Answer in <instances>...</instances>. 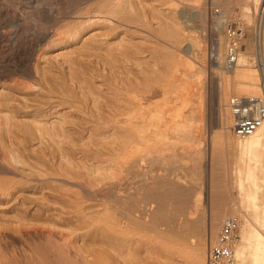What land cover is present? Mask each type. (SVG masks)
Here are the masks:
<instances>
[{"label":"bare ground","instance_id":"6f19581e","mask_svg":"<svg viewBox=\"0 0 264 264\" xmlns=\"http://www.w3.org/2000/svg\"><path fill=\"white\" fill-rule=\"evenodd\" d=\"M136 1H137V3L138 2L140 3L142 0H135V2ZM153 1H155V0H153ZM194 1H196V0H194ZM206 1H204L202 4H204ZM231 1H233V0H225V2H224V5L226 6L227 9H229V11L231 10V8H230ZM143 2H145V1H143ZM217 2H218V0H217ZM234 2H236V1H234ZM234 2H232V3H234ZM147 3L148 2H146V5L150 4V3L149 4H147ZM170 3H172V2H169V4ZM220 3H222V2H220ZM167 4H168V2H167ZM191 4H190L189 8H187V10L189 9L188 12H185V9L182 8L183 9L182 12L187 13V15H189V17H191V15H193L192 12L194 10L193 6ZM251 4L252 5L254 4V7L250 6ZM251 4H248V3L243 4L242 15L244 17H246L247 21H249V22L252 21L254 23L255 18H254L253 14H259L262 12L264 15V0H253V2H251ZM80 5L83 6V4H80ZM170 6L171 5H169V7ZM173 6L176 7V5H173ZM78 7H81V6H78ZM148 7L149 6H147V8ZM175 7H173V8L171 7V9H175ZM201 7H203V6L201 5ZM201 7H200V11L199 12L197 11V12L199 13V16L201 18L206 17L207 13H208L207 8H206L207 6L203 7V9H201ZM157 8H159V7H157ZM140 9L143 13L142 15L137 14V12L134 8L133 1H131V0H98L97 4H94V6H92L90 8L88 6V8L86 10H84L81 15L79 14V15H77V17L75 16L76 18H75V20L71 21L72 23L69 24L70 26H68V28L65 27V28H67L65 33L68 35V39L73 38L75 40L77 38H81L82 40H84L83 42H85V43L86 42L88 43L89 41H95V40L96 41L101 40V43H103L104 41H102V40L108 41V40L112 39L113 41H115V43L118 42L119 43L118 45H120V43L128 42L127 40H133V39L134 40L135 39L136 40L141 39L142 42L152 40L153 38L158 39L160 36L159 30L154 28V26L152 24L153 23L152 20H154V21L157 20L158 23L156 22V24H159V22H160L161 26L164 25V20L161 19L163 22L158 20V17L160 15H158V16H156V15L159 13H157L155 15V11L152 9H151V12L146 10L145 8L143 10H142V8H140ZM61 10H63V9H61ZM215 10L216 9L212 10V14L215 17V19L213 18L214 22L217 25H221L224 22H226L228 19L227 14H225V13L217 14L216 12H218V11H215ZM78 12H80V11H78ZM78 12H77V14H78ZM174 12H176V11H174ZM174 12L172 11V13H174ZM179 12H180V10H179ZM182 12L180 14H182ZM62 15H64L63 12H62V14L60 13V15H59L60 17L59 16L58 17L61 18ZM176 15H177V13H176ZM168 19H170V18H168ZM194 19H196V18L194 17ZM209 19H211V18H209ZM57 20H60V19H57ZM188 20H192V18H190ZM65 23L68 25L67 21H65ZM215 23H213V24H215ZM255 23H256V20H255ZM262 23H264V21ZM64 24H63V26H64ZM184 24L185 25L187 24L186 21L184 22ZM239 25H241L243 27L242 23H239ZM159 26L160 25H158V27ZM177 26H178V24H177ZM177 26H173V27H175V29H178L179 27L181 28V26H178V27ZM61 27H62V25H61ZM190 27L192 28V26H190ZM65 28H63V29H65ZM89 28H93L92 31L89 32V34H88L87 33L89 31L88 30L86 32L87 35L85 37H83V35H81V30L85 31ZM166 28H168V27H166ZM187 28H188V26H187ZM173 29L170 30V33L168 35L173 38L172 41L174 40L175 44L180 45V41H182V39L184 41L185 37L182 38V36H181L182 34H180V32H179L180 30L178 31V30H175V29L173 30ZM193 29H194L193 31H195V27ZM181 30H184V29L181 28ZM63 31L64 30H62L61 32H63ZM193 31L191 32V30H190L191 33H193ZM263 31H264V25H261V26L258 25L257 26V41H258L259 50H258V54L256 56H254V59H255V63H256L255 67H257L256 69L258 71V76H259V87L261 90V92L259 94L262 93V87L260 84V82H261V71H264V62H263V55H262V50H261V47L263 44ZM59 32H58V34L56 33L58 35V37L55 36L57 38H53L54 40H52V42H51L52 44L54 42H58V43L62 42V40H64L63 38L66 37V36H64L65 33H64V35H62L60 37V35L62 33L60 32L61 34L59 35ZM164 33H165V30H164ZM167 33H168V30H167ZM182 33H185V32H182ZM162 35H161L162 36L161 39H164L163 38L164 34L162 33ZM48 37H50V36H48ZM166 38H169V37H166ZM166 38H165V40H166ZM214 38H212L213 41H211L214 44L212 47L213 50H212V53L209 54V56L211 55L210 58L209 57L208 58L210 59L209 61H211V64H212V66H211L212 67L211 68L212 69V79H213L212 81H214L217 84H220V86H222L220 93L218 92L219 90L217 91L219 93L217 95H220V99H221V98H223V96L225 98L227 91H228L227 88L232 87L233 84L235 85V81L232 80L231 77L226 75L227 72L235 71L236 75H237L236 80H238V77H241L242 75H244L245 68H247V66H250L251 63H253L252 62L253 55L245 54L244 51H242V50L239 51V58H238L237 67H235L234 69H231V70H226L224 65H223V60L225 58L226 50H224V48H223L225 46H223V40L221 38V34L219 35V37H217L218 39H216V38L214 39ZM191 39H192V37H191ZM226 40H227V37H226ZM106 41H105V43H106ZM158 41L159 40H157L156 42H158ZM98 42H100V41H98ZM145 42H144V44H145ZM185 42H187V41H185ZM196 42H197V38H196ZM105 43H103V44H105ZM107 43L111 44L110 41ZM162 43H164V42H162ZM171 44H172V42H171ZM171 44H169V45H171ZM183 44H185V43H183ZM74 45H75V43H74ZM80 45H78L79 48L84 49V47L82 48V47H80ZM179 45H178V48H179ZM190 45H191V43H190ZM195 45H196L195 47H193V46L192 47L195 48L196 55L201 57V58H205L207 53H209L207 51L208 50L207 46H206L207 44L195 43ZM86 46H87V44H86ZM90 46H92V44H90ZM226 46H227V42H226ZM68 47L69 46H63V47L56 49L55 51L53 50L52 53L50 52L51 58L55 59V58H59L60 56L62 58L63 56L68 55V53L70 54L69 51H71V50L68 49ZM127 47L128 46H126V49L122 50V51H120L119 49H118V51L116 49L114 50L115 54L117 52H118L117 54H119L121 52L119 56L114 57V55H113V57L110 58V60H108L105 57V61H109V62H107L109 64V67L110 68L112 67L113 71L119 70V72L121 74L125 75V73H122L123 72L122 70H121L122 72L120 71L121 66H123L122 64L126 63V62L130 63L131 60H133V64L132 63L131 64L134 66H130V67H128L127 65L125 66L127 68L126 73H127V71L130 73V71L133 70V67L136 68L137 72L140 75H141V73H145V74L148 73L151 70V68L149 66H147L148 65L147 61H144V60L142 61L141 60L142 57H138L139 53L136 54L134 57L130 56V54L132 55V53L129 54L127 52L128 51ZM129 47H131V46H129ZM174 47H176V46H174ZM74 48H76V47H74ZM79 48H77V49H79ZM98 48H99V46L97 47V49ZM103 48L104 47L101 48L102 51L105 50V49L103 50ZM135 48H136V45H135ZM135 48L133 50H135ZM147 49H149V48H147ZM175 49L177 50V48H175ZM91 50L94 52L95 48L91 49ZM151 50L155 51V50H153V48H151ZM171 50H173L171 52L176 51V50H174V48L172 49V47H171ZM83 51H86V50L84 49ZM88 51L90 52V50L87 48L86 52H88ZM112 51L113 50L111 49L110 52H112ZM177 51H179V50H177ZM81 52H82V50H81ZM86 52H85V54H86ZM167 52L169 53V51H167ZM95 53L98 54L97 52H95ZM104 53H105V51H104ZM83 54H84V52H83ZM108 54H109V56H111L110 54H112V53H108ZM169 54H171V53H169ZM174 55H175V53H174ZM45 56H46V54H45ZM92 56L96 57L94 54ZM92 56H90V57H92ZM109 56H108V58H109ZM170 56L172 58L173 55H170ZM170 56H168V57H170ZM183 56H185V55H183ZM183 56L179 55V53H178L176 55L177 59H176V57L172 59L173 61H176L179 59L176 62L177 64L175 63V65L181 64L180 65V67H181L182 65L186 66L189 64V62L187 61L189 59H187V60L183 59L186 57V56L185 57H183ZM96 58H98V57H96ZM201 58H200V60H201ZM180 60H181V62H180ZM65 62H68V61L65 59ZM74 63H73V61L71 62L72 65H74ZM100 63H102V60L100 61ZM249 63H250V65H249ZM102 64H101V66H102ZM120 64H121V66H120ZM172 65H174V64H172ZM208 65H210V64H208ZM66 66L68 67V65H66ZM67 67H66V69H68ZM88 67L90 68V66H88ZM109 67H107V68H109ZM125 67H124V69H125ZM148 67L150 68L149 71H147ZM175 67L179 68V66H175ZM69 68H70V66H69ZM178 68H174V69H176V71L180 70ZM71 69H72V66H71ZM71 69H70V71H71ZM73 69H72L71 73H73L75 71ZM112 69H110L111 70L110 72H112ZM96 70H97V68H96ZM182 70H184V69H182ZM30 71H32V70H30ZM76 71H78V70H76ZM69 73H67V75ZM114 73H116V72H114ZM129 73H128V75H129ZM30 74H33V73L30 72ZM76 74L77 73H75V75ZM91 74L89 75L90 77H91ZM176 74L174 72L173 77L176 79L172 81L175 84L174 87H177L174 89V91L176 90V94L180 93L181 96L179 95V97H182V98H181V104L174 109L170 108V107H172V105L171 106L168 105V103L171 104L172 102L171 103L165 102V100H164V102H165L166 106H168L169 110H168V108L166 109V107H164L165 106L164 103H163L164 105H162V104L159 105L160 102H159L158 106H156L155 108L152 105H148L149 100H151L153 97H152V95L150 96L151 91L148 93L149 95L139 92L138 86H139L140 80L137 81V80H135V78L132 79L131 77L124 80V79H121V77L119 78V77H116V75L112 74V76L114 75V77H113L114 80L112 79L113 81H110L108 79H105V83H104L106 85L105 94L101 95V97H99V99H98V96H95L96 91L93 93V90L90 91L91 96H92V93L94 94L93 97L91 98L92 100L89 98L91 96H85V95H84L85 99L83 98V96H82L83 99H77L76 98L75 105H72V107H74V109L77 110L79 113L80 112L82 113L81 114L82 120H78V119L73 120L75 117L71 118V117H69V115H67L68 118H71L72 120H64V118H65L64 117L62 120H60V118H57L59 120L50 121L49 119L44 120L45 118L43 117L44 116V114H43V116H41V118L43 117V120L41 119V120L30 121L27 119L25 120V118H24V120L18 119L20 121V122L17 121L18 123H16V122L13 123V122H11V120H9L10 119L9 115H6L7 112L4 114V115H6L5 116L6 124H5V122H3L5 124L4 125L5 128H3V129L5 130L6 133H8V132L10 133L12 131L11 130L12 125H15V126L17 125V127H18V125L19 126L22 125L23 129L27 128L30 131L29 134H31V137L35 136L36 140L39 139V141H40V144L38 143V146L39 145L40 146L38 147L39 151L37 153L39 155H37V157L34 158L33 161H31L33 158L31 160L25 159L24 155H22L16 148H12L11 146L9 147V149L7 151H5V152H7L6 158H9L10 160L16 161V163L17 162L22 163L23 169L21 170V172L19 171L20 168H19V170H17V168L10 166L9 163L7 165V162L4 163V162H1V160H0V173H2V175L12 174L14 176H19L18 177L19 179L18 180L14 179L11 182V184H8V185L6 184L5 186H1V184H0V202H1L0 203V232L2 230L7 229V230L3 231V233L7 234V236L9 235L11 237H16V234L22 233L21 234L22 236L24 235V236L28 237L29 239H31L32 243L30 246H28L30 254L26 255V257L29 256V264H39V259H40L39 254H41L39 252L41 250H40V244L38 242V237L40 238V236H42V237L46 236V238H47L46 239L47 243L45 244V249L48 252H46L45 255L43 254V257H45L46 260H48L49 264H100L101 262L97 259L98 256L96 257V255H95L96 253L93 252V250L86 249L87 245L90 247V245H94V244L96 245L97 244V246L101 247V245H98V244L101 243L103 246H105L107 244H103V243H108V245H110V246L112 245L113 247L115 245L116 248L119 247V248L131 249V248H133L136 241L139 240V239L137 240L136 235L137 234L139 235L142 232L141 229H139V231L136 230V229H138V227L142 226L145 229H148V228L152 229L153 228L156 230H157V228L160 230L163 229L162 228V219L161 218L158 219V216H157V214H160V213H157L158 211H160L159 210L160 207L158 209H156L153 205H151L152 203H150V205L152 207H154L153 209L151 207V209L153 211L150 212L149 211L150 206L148 207L149 203L145 202L146 204L143 203V205L138 204L137 208H140L139 209L140 214H136L135 210H131L129 207H126V200L127 199L118 201L119 199H122V198L114 197V195L112 193L109 194V192H113L115 190V188L113 190V187H111L110 184H109V186H110L109 191L105 190L103 188V186H102V188H99V187L97 188L99 183L106 184L107 178L109 180V178H113L111 176H113L115 174V173L113 174V172L109 171V172H111V174H113V175H109L110 176L109 177L107 174H105L106 173L105 170H107V173H109L108 170L114 171L116 169V167H119V168H122V170L124 168L127 169V171L129 172L127 174H130L131 172L132 173H134V172L139 173L140 172L142 175H145V169H144V171L141 170V169H143V167L141 166V164H139V163H141L140 160L143 161V160L147 159L148 162H150V163H159L160 165L165 166L164 164L168 163V161H170V159L178 158V160H180V162L182 163L183 166H191L194 169V174H195L193 176L194 180L199 182L202 179V177H201V169L202 168L201 167H202L203 160H201V154H202L203 150L198 149L196 153L191 154V156H189V157L187 155H184V154L181 155V154L176 152V148L179 145L186 147L185 143H187V145H188L189 141L197 135L194 131V128H193V126H194L193 121H195V119H193V121H192L191 117H189V118L186 117V119L183 118V115H182L183 113L181 114V111H182V108H184L186 105L190 104L191 102H195V99L192 97L193 95L197 96V99L201 100V98H202L200 96L201 91L198 90L199 85L197 88H196L197 85H195V88H196L195 89L194 88V82L188 81L186 79V78L192 79L194 73L188 74V73H185L183 71L182 74L179 73L181 75H179V74L176 75ZM195 74H197V73L195 72ZM109 75H110V73H109ZM124 75H123V78L128 76V75L127 76H124ZM131 75H133V74H131ZM178 75H179V77H178ZM71 76H72V74H71ZM184 76H186L185 79H183ZM197 76H198V74H197ZM26 77H28V76H26ZM42 77H43V75H42ZM64 77L62 78V80H60L61 79L60 76L58 78L60 81L63 82ZM87 77H88V75H87ZM38 78H39V75H38ZM83 78H84V74H83L82 79ZM92 78L93 77H91L90 79H92ZM117 78H119L120 80H117ZM71 79H70V81H73V79H77V78L73 77ZM197 79H199V78H197ZM197 79H196V81H197ZM35 80H38V79H35ZM70 81L68 83H70ZM83 81H86V80L83 79ZM83 81H82V83L84 84L85 82H83ZM119 82H122V84ZM198 82L199 81H197V83ZM236 82L239 83V81H236ZM37 83H38V81H37ZM63 83H65V81ZM68 83H67V85H68ZM78 83L81 84V81L80 82L78 81ZM78 83H77V87L79 86ZM86 83H91V82L86 81ZM201 83H202V81H201ZM216 83H214V85H216ZM32 84H31V86L29 84V86L32 87L33 86ZM54 84H55V82H54ZM95 84H93V85H95ZM3 85H4V83H3ZM56 85H59V84H56ZM88 85H86V86L88 87V91H89L91 89V86L89 88ZM22 86L24 87L25 85L23 84ZM40 86H42V85H38V87H40ZM98 86H99V84H98ZM98 86L95 88L99 89ZM30 87H28V88H30ZM43 87L44 86H42V88H40V89H43ZM52 87H51V89H53ZM73 87H74V85H73ZM100 87H101V85H100ZM81 88L82 87L80 86V89ZM84 88L85 87H83L82 89H84ZM55 89H56V87H55ZM188 89H191V91H187ZM216 89H217V85H216ZM44 90H45V88H44ZM88 91H86V92H88ZM62 92H64V91L62 90ZM81 92L84 93L83 90H81L80 93ZM169 92H171V91L169 90ZM80 93H78L79 96L83 95L82 93L81 94ZM68 94H72V93L70 92ZM88 94H89V92H88ZM176 94H174V96ZM58 95H59V93H58ZM64 95L66 96V93ZM254 95H256V94H254ZM59 96H62V95L60 94ZM163 96H165V95H163ZM163 96H161V97H163ZM168 97H170V95H168ZM100 98H102V101L100 100ZM55 99H57V98L55 97ZM60 99L62 100V98H60ZM67 99H68V102H70L68 97H67ZM90 100H91V102H90ZM178 102L180 103V101H177V103ZM73 103H74V101H73ZM153 103H154V101H153ZM195 103L197 104V102H195ZM40 105H42V104H40ZM173 105L176 106V103H174ZM42 106H44V105H42ZM57 106H59V105H57ZM62 106H64V105H62ZM225 106H226L225 107L226 111H222L221 109L219 110L220 115H219L218 120L216 121L218 125H215V126L220 127L219 130L216 131L217 133H220V135L222 134V135H224V137L228 138L229 135L231 134V132L234 133V130L232 128L233 118L231 115V110L227 106V102H226ZM151 107H153V108H151ZM200 107H201L200 101H198L197 105L192 106V111H195L197 114V111L200 109ZM222 107H223V105H222ZM45 109H47V107ZM55 109H56V107H55ZM36 110H38V112H39L42 109L39 108V105H38V108ZM59 110H61V109H59ZM33 111L36 112L35 110H33ZM1 112H2V110H1ZM29 112H31V111H29ZM61 115H63V114H61ZM30 116H28V117H30ZM168 116L171 117V118H169L170 121L168 120ZM199 116H202V115L200 114ZM48 117H49V115H48ZM54 117H56V116H54ZM52 118H53V116H52ZM36 119H38V118H36ZM197 122L199 123V121H197ZM200 122L202 123V121H200ZM30 125L33 127V130L31 129ZM196 126L198 127V125H196ZM22 128H21V130H23ZM21 130H19V131H21ZM28 130H27V132H28ZM31 130L34 132V134ZM169 131H171L173 134H176V135L181 134L183 136H180L177 141L166 140V138H168V136H169ZM119 133H120V136L124 135L123 138L126 136L127 139L124 138L122 140V138H120L123 142L121 140L117 139ZM29 134H28V136H30ZM4 135L7 136L6 137V140H7L8 135L7 134H4ZM16 135H18V134L16 133ZM199 135H200V132H199ZM113 136H117V137H113ZM111 137H113V138H111ZM236 137L239 138L237 140V145L239 147V149H238L239 153H241V154H239V156H238L239 159H238V161H236V164H238L237 169H236L237 175L233 180L237 182V186L239 188V195L242 196L243 199L240 201L241 204H239L238 207L234 206L232 208L229 205H226L224 203V201L223 202L222 201H216V200L214 202L211 201L212 205L211 204L209 205L210 212H209V210H208V212H209V214L212 215V217H211L212 219H210V221H209V217H208V222H206L207 224H209L208 225L209 226L208 237L209 238L212 237L210 240H214L216 238L215 237L213 239V237L217 231L218 225H219V219H221V217H224V215L226 213L236 214L239 211L240 212L246 211L245 214H247V211L249 210V212L254 214L253 218H251L249 216L246 217L245 214L241 213L242 216H241V219H239V228H238L239 240L236 242L235 247H234L235 253H236V256L238 259V264H264V232H262L261 229L256 225L257 224L256 222H258L259 225L264 227V123L252 135L245 136V137H240V136L236 135ZM31 141H33V140H31ZM227 142L229 144L235 146V143L229 142L228 139H227ZM8 144H10V143L8 142ZM11 144H12V142H11ZM16 144H19V143H16ZM4 145H6L5 141L2 145V147ZM20 145H21V143H20ZM6 147H7V145H6ZM29 147H30V145H29ZM4 149L6 150V148H4ZM32 149H30V150H32ZM209 149H211V148H209ZM205 150H207V148ZM214 150H215V148H214ZM2 151H3V149H2ZM213 159L214 158H212V160ZM2 161H3V159H2ZM142 164H143V162H142ZM17 165H19V163H17ZM139 165L142 168H139L140 167ZM215 165L216 164L212 163V166H213L212 173L213 174H212L211 180H212L213 184L221 182V180H225V178L220 177V174L218 173V169L215 168ZM18 167H20V166H18ZM89 167H95V168H98L101 170L103 168V171L100 174V173H98V170H94V171H97V173L96 172L93 173L94 171L92 169L90 172L93 171L92 173L94 175H91V174L87 175V173H85V172H87ZM144 167H146V165ZM158 167H160V166H158ZM216 167H218V166H216ZM119 171H120V169H119ZM187 171H185V172H187ZM115 172H117L119 174L118 170ZM222 173L223 172H221V174ZM120 175H121V173H120ZM120 175H119V178H121ZM151 175H150V177L149 176L144 177L146 182L149 183V181H151V180H149L153 176V175L152 176ZM114 176H116V175H114ZM130 176H132V174L129 175V177ZM135 177H136V175H135ZM124 178L126 179V177H124ZM159 178H163V177H161V174H160ZM221 178H223V179H221ZM114 179H116V178L114 177ZM157 179H158V177H157ZM123 181L124 180H122L121 182H123ZM126 181H124V182H126ZM165 181H167V180H164V182ZM116 183L118 184L120 182H116ZM93 184H95V186L97 185L96 188L94 187ZM145 184H147V183H145ZM223 184H224V182H223ZM106 185H107V187H105V188H108V184H106ZM111 185H113L112 182H111ZM127 185H128V181H127ZM141 185H142V183H141ZM167 185H168V183H167ZM214 185H216V184H214ZM118 186H119V184H118ZM170 186H167V187H170ZM217 186L220 187L219 185H217ZM221 186H222V184H221ZM121 187L122 186L120 183V188ZM129 187H127V188H129ZM142 187L143 186H141V188ZM157 187L158 186H156V187L155 186H147V188H149L151 191L154 192V194H152V195L156 194L154 190L157 189ZM212 187H211V190H212ZM27 188H30V189L32 188L34 190H40V195L35 196L37 194L34 193L35 194L34 196H29V195L25 196V195L20 193V192H24ZM152 188H155V189H152ZM220 189L221 188H219V190ZM129 190H130V188H129ZM129 190L127 192H129ZM121 191H123V190H121ZM141 191L143 193L144 189H141ZM145 191H146V189H145ZM168 191H169V188H168ZM213 192H215V191L213 190L212 193ZM219 192H221V191H218V194H219ZM199 193L200 194H198V197L200 199L201 198V191ZM31 194L33 195V193H31ZM121 194L124 195V194H126V192L124 194L123 193H121ZM147 194L148 193H146V195ZM106 195L108 196V198L106 200H103L104 198H106ZM143 195H144V193H143ZM143 195H141V196H143ZM159 195H160V193H158L154 197L153 196L152 197L155 199V197H157ZM129 196L133 197L134 195L131 194ZM134 198H136V197H134ZM153 198H152V202H153ZM156 199H158V198H156ZM156 199L154 201H156ZM104 201L107 202V205L102 207V205L104 204ZM159 201H160V199H159ZM225 202H227V201H225ZM2 203H5V204L3 205ZM179 203H181V202H179ZM130 204H131V202H130ZM182 204L184 205L185 203H182ZM182 204H180V205H182ZM199 205H200L199 201L196 202L194 209L189 210V212L192 211L191 212L192 214L197 212ZM240 205H243L244 207H248V208L245 209V208L241 207V210H240L239 209ZM157 206H160V204L158 205V202H157ZM178 208H179V206H178ZM180 208H181V206H180ZM184 208H185V206H184ZM32 209H33V211H32ZM155 210H157V212ZM114 211H116V213H113ZM10 212H12V213H10ZM110 212H112V215L110 214ZM162 217H164V216H162ZM169 219H171V218H169ZM38 221H44V223H46V226H40ZM170 223H172V222H170ZM187 224H189V223H187ZM178 225H180V223ZM182 225H181V227H182ZM198 225H200V224H198ZM201 225H203V224H201ZM221 225H220V227H221ZM192 227H194V226H192ZM198 227H200V226H198ZM10 228H13L16 231H19L20 233L14 232L11 234L8 231V229L10 230ZM169 228H171V226ZM182 228H180V230ZM195 228H196V226H195ZM204 228H205V226H204ZM189 229H191V226ZM146 231L148 233L149 232L151 233L152 230L151 231L146 230ZM143 232H144V229H143ZM161 232L162 231H160V232L158 231V233L160 235H162V237H159L156 239L160 240V238H162V241H163V239H165V237H163L164 234H162ZM167 232H169V231H167ZM167 232H164V233L167 234ZM148 233H147V235H148ZM155 233H156V231H155ZM4 234H3V236H4ZM205 234H207V232ZM17 237H19V236H17ZM17 237L15 238V241L18 240ZM192 237L195 238L193 235H192ZM107 238H108V240H106ZM140 238L143 239L144 237L143 238L140 237ZM197 238H199V237H197ZM203 238H204V236L202 238H199V239L201 240ZM0 239H1V237H0ZM145 239L146 238H144V240ZM2 240H3V238H2ZM165 240H167V238ZM210 240H208V241H210ZM110 241H112V243ZM202 241H204V239ZM149 242L152 243L151 241H149ZM163 242H162V245H163ZM41 243H43V242H41ZM203 244H205V242ZM203 244H201V247ZM42 246L44 247V244H42ZM28 247H25V248L28 249ZM160 247H161V244H160ZM194 247H195V249L197 248L196 246H194ZM194 247L193 248L191 247V248L194 249ZM203 247H205V246H203ZM20 248H22V247H20ZM110 248L111 247H109V249ZM116 248H114L115 254L117 253ZM187 248H188V250H187V252H188L190 247H187ZM191 248H190V250H191ZM134 249L136 250L137 248L134 247ZM199 249H200V252L196 253V250H199ZM196 250L194 251L195 253L193 252V254L196 255V256H194V258L198 259L201 264H206V262H205L206 261L205 260V258H206L205 248H203L201 250V248L198 247V249H196ZM23 251H24V249L22 250V252ZM49 251H52V253L50 252L51 254H49ZM101 251H103V250H100V252ZM111 251L114 252V250H109V252H111ZM123 251H125V250H123ZM126 251H127V249H126ZM129 252H131V250ZM112 254L114 256V253H112ZM119 254H121V253H119ZM122 254H124V253H122ZM102 255H104V254H102ZM117 255H118V253H117ZM104 256H106V255H104ZM12 257H14V256H12ZM16 258H17V256H16ZM117 258L119 259V257H117ZM121 258H122L121 263L125 264L126 262H123L124 261L123 257H121ZM128 259H130L129 260L130 262H128V264H129V263H131L132 260L130 257ZM128 259H126V260H128ZM10 260H11V258H10ZM3 261H1L0 264H4ZM7 262H8V260H7ZM109 262H110V260H109ZM111 263H112V261H111ZM114 263L115 262H113V264ZM42 264H44V263H42ZM46 264H48V263H46ZM104 264H106V263H104Z\"/></svg>","mask_w":264,"mask_h":264},{"label":"rangeland","instance_id":"374dc122","mask_svg":"<svg viewBox=\"0 0 264 264\" xmlns=\"http://www.w3.org/2000/svg\"><path fill=\"white\" fill-rule=\"evenodd\" d=\"M96 1L98 2V0H0V140L2 139L1 140L2 142L0 141V145H1L0 146L1 147L0 148V152L1 153L3 152L2 154L0 153V158H1L0 160H1V162H4V163L7 162V165L9 163L10 166H13L14 168H17V170H19V168H20L19 171L21 172V170L23 169L22 163L17 162V163H19V165H17L16 161H13V160H10L9 158H6V155H7L6 153L7 152H5V151H7L10 146L12 148H16L22 155L25 156V159L31 160L33 158L31 161H33L34 158H36L37 155H39L37 153L39 151L38 147L40 145L38 146V143L40 144V141H39V139L36 140L34 135H33L34 137H31V134H29L30 131L27 128L23 129L22 125L21 126L18 125V127H17V125L16 126L12 125V127H11L12 131L10 133L9 132L8 133L5 132V130L3 128H5L4 125L6 124V119H5L6 115H9V117H10L9 120H11V122H13V123H15V122L18 123V122H20L19 120H24V118H25V120L27 119V120H30V121H32V120H41V119L43 120V117L45 118L44 120H48L49 119L50 121L59 120L57 118H60V120H62L64 117H65L64 120H72L71 119L72 117H75L73 120H77V119L78 120H82L81 119V114L82 113L81 112L79 113L77 110L74 109V107H72V105H75L76 98L77 99H83L85 96H91V94H90L91 92L90 91L93 90V93L96 91L95 96H98V99H99V97H101V95L105 94V88H106V85L104 84L105 83V79L113 81L114 80L113 79L114 75H116V77H119V78L121 77V79H124V80L128 79L129 77H131L132 79L135 78V80H137V81L140 80V83H139V86H138L139 92L148 94L151 91L150 92V96L152 95V97H153L151 100H149L148 105H152L155 108L156 106H158L159 102H160L159 105H161V104L164 105L165 102H170V103L172 102L171 104L168 103V105H170V106L172 105V107H170V106L169 107L171 109L172 108L174 109V108H176L177 106H179L181 104V98H182V97H179V95L181 96L180 93L176 94V90L174 91V89L177 88V87H174L175 84L172 82L173 80L176 79V78L173 77L174 72H175V74L176 73L177 74H179V73L182 74L183 71L185 73H188V74H193L194 73L192 79L191 78H186V76H184L183 79L186 78L188 81H193L194 82V88H195V85H197L196 88L199 85L198 90L201 91V95H200L202 97L201 100L197 99V96H195V95H193L192 97L195 99V102H197V104H198V101H200V105H201V107L199 109L200 111L199 110L197 111L198 115L196 114L195 111H192V106L197 105V104L195 102H191L190 104H188L184 108H182L181 114L183 113L182 115H183V118H185V119H186V117L187 118L191 117L192 121H193V119H195V121H193L194 122L193 123V125H194L193 128H194V131H195V133L197 135L193 139H191L189 141L188 145H187V143H185L186 147H183L182 145H179L176 148V152L181 154V155H183V154L187 155L189 157V156H191V154L196 153L198 149H202L203 150V152L201 154V160H203L202 167H201L202 168L201 169V177H202V179L199 182L194 180L193 179V176L195 175L194 174V169L191 166H183L182 163L180 162V160H178V158L170 159V161H168V163L164 164L165 166H162L159 163H150L146 159L147 161L146 160H143V161L140 160L141 163H139L143 167V169H141V170L144 171V169H145V175L146 176L142 175L140 172H139L140 174L138 172H134V173L131 172L130 174H127V173H129L127 171V169L124 168L122 170V168L116 167V169L114 171L113 170H108V172L111 171V172H113V174L115 173L114 175H116V176L111 174V172H109L110 174L107 173V170H105L106 173L104 172L108 176L109 175H113V176H111L113 178H109V180L107 178V183L106 184H108V188H105V187H107L106 184L99 183L98 186L96 185L97 188L98 187L102 188V186H103V188L105 190H108V191L110 189V186L113 187V190L115 188V190H114L115 192L114 191L113 192H109V194L112 193L114 195V197L122 198V199H119V200L117 199L118 201L127 199L128 201L126 200V207H129L131 210H135L136 214H140V210H139L140 208H137L138 204L143 205V203L144 204L149 203L148 207L150 206V209H149L150 212L153 211L152 209L154 207L156 209H158L160 207V209H159L160 211H158V212H157V210H155V211L157 213H160V214H157V216H158V219L159 218L162 219V228L163 229L160 230V229L157 228V230L159 232L162 231L161 233L165 235V236L163 235V237H165V239L167 238V240L163 239V241H164L163 242L162 238H160L161 241L159 239H156V238L162 237V235H160L156 229H153V228L152 229L151 228L145 229L142 226H140V227H138V229H136L138 231H139V229L142 230V232L140 231L141 233L139 232L140 233L139 235L138 234L136 235V238H137V240L139 239L138 240L139 242L136 241V243L134 244L133 248H131V249L119 248V247L116 248L115 245L113 247L112 245L111 246L108 245V243H103V244H107L112 249L111 248L109 249V247L107 245L103 246L101 243L98 244V245H101V247L97 246V244L96 245L94 244V245H90V247L87 245L88 247L86 246V249L93 250V252L96 253L95 255H96V257L98 256L97 259L101 262L100 264H102V263L103 264L104 263L110 264L111 261H112L111 264H113V262H115L114 264H122L121 263L122 262V258L121 257H123V260H124L123 262H126L127 264H128V262H130L129 261L130 259H128L129 257L132 260L131 263H129V264H174V263L175 264H201L198 259L194 258V256H196V255H194L193 252L196 249H198V247L201 248V250L203 248H205V251H206L205 260H207L208 246L210 245V243L212 241L215 240L214 238L217 236V234L219 232V229H220V225L222 224L224 219L229 217V216H237V217H239V219H241V216H242L241 213L245 214V212H246V211H242V212L239 211L236 214L226 213L224 215V217H221V219H219V225H218L217 231L215 233L216 236L214 235V237H213L214 240H210L212 237L211 238L208 237V231H209V226L208 225L209 224L206 223V222H208V217H209V221H210V219H212L211 218L212 215L209 214V212H210L209 205L210 204L212 205V202H214L216 200V201H222V202L224 201V203L226 205H229L231 208L234 207V206L238 207V205L241 204L240 201L243 199L242 196L239 195V188L237 186V182L233 180L236 177V175H237V170L236 169H237L238 164H236V161H238V159H239L238 156H239V154H241V153H239V150H238L239 147L237 145V140L239 138L236 137V135L234 133H232V132H231V134L229 135L228 138L224 137V135H222V134L220 135V133L216 132L220 128L219 126H215V125H218L216 121L218 120L219 115H220V111L219 110L221 109L222 111H226V108H225L226 107L225 106L226 102H228V99L231 96H233V95H238V94H259L261 92L260 87H259L258 71L256 69L257 67H255L256 63H255V59H254V55H255V53H254V54H252L253 55V59H252L253 63H251V65L249 63V65H250L249 67H251V68H249L247 66V68H245L244 75H242L241 77H238V80H236L237 79L236 78L237 75H236L235 71L227 72L226 75H228L229 77L232 78V80L235 81V85L233 84L232 87L227 88L228 91H227V94H226L225 98L223 96V98L220 99V95H217V94L220 93V90L222 89V86H220V84H217L216 82L212 81L213 80L212 79V69H211L212 68L211 67L212 64H211V61H209L210 60L209 58L211 56V55L209 56V54L212 53V50H213L212 47H213L214 44L211 41H213L212 38H214V37L216 39H218L217 37H219V35L221 34V38L223 40V46H225L223 48H224V50H226V42H227V40H226V27H227L228 24H239V23L243 24V27H245L246 31L248 29L252 30V32H253L252 33L253 34L252 37L255 38L256 26L264 25V23H262L264 21V15H263L262 12L259 13V14H253L254 18L256 20V23H255V20H254V23L252 21L251 22L247 21L246 17H244L242 15L243 4H245V3L251 4V2H253V0H233V1H231V6H230L231 10L230 11L224 5L225 0H218V2H217V0H215V1L214 0H207V1L206 0H196V1H194V0H170V1L169 0H155V1H153V0H142L140 3L139 2L137 3V1L135 2V0H131V1H133L134 8H135L137 14H139V15L143 14L140 8H142V10L145 8L146 10H148L150 12H151V9H152V10L155 11V15L157 13H159V14L156 15V16L160 15L158 17V20H160L161 22H163L162 20H164V25H163L164 27L161 26L160 22H159V24H156L157 20H155V21L152 20L153 21L152 24H153L154 28L159 30V35L160 36H159L158 39L153 38L152 40L146 41L147 43L144 41L145 44H144V42H142L141 39H137V40L133 39V40H127L128 42L120 43V45H118L119 44L118 42L115 43V41H113L112 39H110L108 41L102 40V41H104L103 43H105V41H106L105 44L101 43V40L89 41L88 43L87 42L86 43L83 42L84 40H82L81 38H77L75 40L73 38H71V39L69 38L70 39L69 40L68 39V35L65 32H66V29L68 28V26H70L69 24L72 23L71 21L75 20L77 15H79V14L81 15L82 12L88 8V6L90 8V7L94 6V4H97ZM143 1H145V2H143ZM204 1H206V2L204 4H202ZM234 1H236V2H234ZM146 2H148L147 4H149V3L150 4L146 5ZM167 2H168V4H167ZM169 2H172V3L169 4ZM220 2H222V3H220ZM232 2H234V3H232ZM80 4H83V6L80 5ZM172 4L176 5V7L173 6ZM190 4L193 6V9H194L193 12H192L193 15H191V17H189V15H187V13H183L182 12L183 9H185V12H188L189 9L187 10V8H189ZM169 5H171V6L169 7ZM201 5L203 7L207 6L206 8H207V12H208L207 16L206 17H202V18L199 16V13H198L200 11ZM78 6H81V7H78ZM147 6H149L148 7L149 9L147 8ZM250 6L254 7V4L253 5L251 4ZM157 7H159V8H157ZM171 7L172 8L175 7L176 10L175 9H171ZM203 7H201V9H203ZM61 9H63V10H61ZM178 9L180 10V12H179ZM213 9H216L215 11H218V12H216L217 14H220V13L227 14V18H228L227 21L224 22L221 25H217L214 22L215 17L212 14V10ZM78 11H80L81 13L78 12ZM172 11L173 12L176 11V12L172 13ZM62 12H63L64 15H62L63 17L61 16V18H59L60 17L59 16L60 13L62 14ZM77 12H78V14H77ZM181 12H182L183 15L180 14ZM176 13H177V15H176ZM194 17L196 19H194ZM208 17L211 18V19H209ZM168 18H170V19H168ZM190 18H192V20H188ZM57 19H60V20H57ZM184 20L187 23L186 25L184 24V22H185ZM65 21H67L68 25L65 23ZM62 23L63 24L65 23L64 26H63ZM213 23H215V24H213ZM177 24H178V26H181V28H183L184 30H181L180 27L178 29H175V27H173V26H177ZM61 25H62V27H61ZM158 25H160V26L158 27ZM165 26L168 27V28H166ZM187 26H188V28H187ZM190 26H192V28ZM65 27H67V28H65ZM194 27H195V31H193ZM63 28H65V29H63ZM173 28L175 30H178V31L180 30L179 32H180V34H182L181 35L182 38H184V37L186 38L187 36L189 37V38L187 37L188 39L184 38V41H183V39H182V41H180V45L178 44L179 48H178V45L174 43V40L172 41L173 38L168 35L170 33V30L173 29ZM92 29L93 28H89V29H87L85 31L81 30V35H83V37H85L87 35V33L89 34V32L92 31ZM62 30H64V31L61 32ZM164 30H165V33H164ZM167 30H168V33H167ZM190 30H191V32L193 31L194 34L191 33ZM181 31L185 32L186 34L182 33ZM58 32H59V35L61 34L60 37L62 35H64V33H65L64 36H66L67 38L66 37L63 38L65 41L62 40V42H59V43L58 42H54L52 44L51 42H52V40H54L53 38H57L58 37V35H57ZM161 32L164 34V37H163L164 39H161V37L163 36ZM48 36H50V37H48ZM55 36H57V37H55ZM166 37H169V38H166ZM191 37H192V39H191ZM165 38H166V40H165ZM196 38H197V42H196ZM157 40H159L158 41L159 43L156 42ZM98 41H100V42H98ZM109 41H110V43L112 45L107 43ZM185 41H187V42H185ZM162 42H164V43H162ZM171 42H172V44H171ZM74 43H75V45H74ZM183 43H185V44H183ZM190 43H191V45H190ZM195 43H202V44L205 43V44H207L206 45L207 49H208L207 51L209 52V53H207L208 56L206 55L205 58H201V57L197 56L196 52H195L196 50H195V48H193V47L196 46ZM86 44H87V46H86ZM90 44H92V46H90ZM169 44H171V45H169ZM78 45H80V47H82V48L84 47V49L86 51H87V48H88L90 50V52L88 51L89 52L88 53L86 51H83L84 49L79 48ZM106 45L107 46L109 45V46L107 47ZM135 45H136V48H135ZM63 46H69L68 49L71 50V51H69L70 54L68 53V55L63 56L62 58H61V56L59 58H55V59L51 58L50 52L52 53L53 50L55 51L56 49H58L60 47H63ZM96 46L97 47L99 46V48H98L99 50L97 49ZM126 46H128L127 47L128 48L127 52L129 54L132 53V55L130 54V56L134 57L136 54L139 53L138 57H142V59H141L142 61L143 60L147 61V64H148L147 66H149L151 68V70H150V68L148 67L147 71L150 70L148 73H146V74L145 73H141V75H140L137 72L135 67H133V70H131L130 73L128 71L126 73L127 68L125 66L126 65L128 67L134 66V65H132L133 64V60H131V62L129 61L130 63L126 62V63L122 64L125 67V69L120 64V66H121L120 71L122 70L123 72L122 71L121 72L125 73V75L121 74L119 72V70L118 71L117 70L113 71L112 67L111 68L109 67V64L107 63L109 61H105V57L108 60H110V58H112L113 55H114V57L115 56H119L120 53H121L120 51L125 50ZM129 46H131L132 48L129 47ZM174 46H176V47H174ZM74 47H76V48H74ZM102 47H104L103 50L105 49L104 50L105 53H104V51H102V49H101ZM146 47L149 48V49H147ZM171 47H172V49L174 48V50H176L175 48H177V50H179L180 52L177 51V50L175 52H171V51H173V50H171ZM77 48H79L80 50L77 49ZM94 48H95V51L93 52L91 49H94ZM134 48H135V50H133ZM151 48H153V50H155V51H152ZM111 49L113 50L112 52H110ZM115 49L117 51L119 49L120 53L117 54L118 53L117 52L115 54V51H114ZM81 50H82V52H81ZM134 51L135 52L137 51V52L135 53ZM167 51H169V53H171V54H169ZM83 52H84V54H83ZM85 52H86V54H85ZM95 52H97L98 54H96ZM108 53H112V54H110L111 56H109ZM174 53H175V55H174ZM178 53H179V55H182V56L185 55L186 57L183 56L185 58H183V57L182 58L186 59V60L189 59L187 61L189 62L190 65L189 64L186 65V66L184 65L185 67L183 65H182L183 67L182 66L180 67L181 64L175 65V63L179 59L176 60V61H173L172 59L175 58ZM45 54H46V56H45ZM93 54L96 57H98V58L93 57L92 56ZM107 55L109 56V58H108ZM170 55H173L172 58H171ZM90 56H92V57H90ZM168 56H170V57H168ZM200 58H201V60H200ZM65 59L68 62H65ZM176 59H177V57H176ZM101 60H102L103 64L100 63ZM72 61H73V63L75 62L74 65L71 64ZM180 62H181V60H180ZM101 64H102V66L103 65L104 66L102 67ZM172 64H174V65H172ZM208 64H210V65H208ZM66 65H68V67ZM69 66H70V68H69ZM71 66H72V69L74 68L73 69V70H75L74 72L77 73L76 75H75L74 72L71 73V71H72ZM88 66H90V68ZM175 66H179V68L175 67ZM66 67L69 70L66 69ZM107 67L112 69L113 73L110 72L111 70L109 68H107ZM96 68H97V70H96ZM174 68H178L180 70L176 71V69H174ZM70 69H71V71H70ZM182 69H184V70H182ZM30 70H32V71H30ZM76 70H78V71H76ZM30 72L33 73V74H30ZM114 72H116V73H114ZM195 72L198 74V76H197V74H195ZM67 73H69L70 75L69 74L67 75ZM82 73L84 74V78L83 79H85L87 82H91V83H86V81H83V79H82L83 74ZM109 73H110V75H109ZM128 73H129V75H128ZM71 74H72V76H71ZM90 74H91V77H93L92 79H90L91 78L89 76ZM112 74H114V75L112 76ZM131 74H133V75H131ZM161 74L162 75L164 74V75L162 76ZM181 74H179V75H181ZM38 75H39L40 79L38 78ZM42 75H43V77H42ZM87 75H88V77H87ZM123 75L124 76L128 75V76L123 78ZM179 75H178V77H179ZM26 76H28L29 78L26 77ZM57 76L58 77L60 76V78H61L60 80H62V78L65 76L64 79H63L65 81V83H63L64 81L63 82L60 81ZM73 77L77 78L78 80L77 79H73V81H70V79L73 78ZM119 78H117V80H120ZM197 78H199V79H197ZM35 79H38V80H35ZM196 79H197V81H199L198 83H197ZM37 81H38V83H37ZM69 81H70V83H68ZM78 81L79 82L81 81L82 85L80 83H78ZM82 81L85 82L86 84L85 83L83 84ZM201 81H202V83H201ZM236 81H239V83H237ZM54 82H55V84H54ZM213 82L216 83L217 89H216V85H214ZM3 83H4V85H3ZM67 83H68V85H67ZM77 83L79 84L78 87H77ZM97 83L99 84V86H98ZM119 83L122 84V82H119ZM23 84L25 85L24 87L22 86ZM29 84H30V86H31V84L33 86L30 87ZM56 84H59V85H56ZM93 84H95V85H93ZM38 85L44 86L43 89H40V88H42V86L38 87ZM73 85H74V87H73ZM86 85H88L89 88L91 86V89L89 91H88V87ZM96 85L99 87V89L97 88L98 90L95 88V87H97ZM100 85H101V87H100ZM27 86L30 87V88H28ZM80 86L82 88L83 87H85V88L87 87L86 88L87 90L85 88L84 89H82V88L80 89ZM51 87L55 91L53 89H51ZM55 87H56V89L57 88L58 89L56 90ZM44 88H45L46 91L44 90ZM191 89H188L187 91H191ZM62 90L64 92H62ZM81 90H83L85 94L81 92L83 95L79 96L78 93H80ZM169 90L171 92H169ZM69 91L72 94H68V93H70ZM86 91H88L90 95ZM58 93H59V95L61 94L62 96H59ZM65 93H66V96L64 95ZM93 93H92V96L89 97L90 99L93 97V95H94ZM174 94H176V95L174 96ZM163 95H165V96H163ZM168 95H170V97H168ZM82 96H83V98H82ZM161 96H163V97H161ZM55 97L57 99H55ZM67 97L69 98L70 102H68ZM60 98H62V100ZM72 100L74 101V103H73ZM91 100H90V102H91ZM100 100L102 101V98H100ZM164 100H165V102H164ZM153 101H154V103H153ZM177 101H180V103L179 102L177 103ZM173 102L176 103V106L173 105L174 104ZM40 104H42L44 106H42ZM38 105H39V108L42 109L41 110L42 112L41 111L38 112V110H36L38 108ZM57 105H59V106H57ZM62 105H64V106H62ZM222 105H223V107H222ZM46 107H47L48 110L45 109ZM55 107H56V109H55ZM153 107H151V108H153ZM164 107H166V109L168 108V106H166V104H165ZM32 109L35 110L36 112H34ZM59 109H61V110H59ZM1 110H2V112H1ZM168 110H169V108H168ZM29 111H31V112H29ZM6 112H7V114L4 115ZM60 113L63 114V115H61ZM43 114H44V116H43ZM200 114L202 116H199ZM27 115L28 116L31 115L32 117L31 116L28 117ZM48 115H49L50 118L48 117ZM67 115H69V117H71V118H68ZM41 116H43V117L41 118ZM52 116H53L54 119L52 118ZM54 116H56V117H54ZM35 117L38 118V119H36ZM169 118H171V117L168 116V120H169ZM197 121H199V123ZM200 121H202V123ZM3 122H5V124ZM195 124L198 125V127ZM21 128L23 130H21ZM26 129L28 130V132H27ZM31 129L33 130L32 126H31ZM19 130H21L22 132L19 131ZM199 132H200V135H199ZM16 133L18 135H16ZM4 134L8 135V139L7 140H6L7 136L4 135ZM28 134L30 136H28ZM33 134H34V132H33ZM119 136H120V133H119L118 138H117L119 140H121L120 138H122V140L124 138L127 139L126 136L123 138L124 135H121L122 137L121 136L119 137ZM180 136H183V135H181V134L180 135H176V134H173L171 131H169V136H168V138H166V140L177 141ZM113 137H117V136H113ZM113 137H111V138H113ZM30 139L33 140V141H31ZM227 139H228L229 142H234L235 146L229 144L227 142ZM4 141H5L6 145H7V147H6V145H4L2 147ZM10 141L12 142V144H11ZM8 142L10 144H8ZM16 143H19V144H16ZM20 143H21L22 146L20 145ZM29 145H30V147H29ZM208 147L211 148V149H209ZM4 148H6V150ZM206 148H207V150H205ZM214 148H215V150H214ZM2 149H3V151H2ZM30 149H32V150H30ZM211 157L214 158V159L212 160ZM2 159H3V161H2ZM142 162H143V164H142ZM212 163L216 164L215 168L218 169V173L220 174V177L225 178V180H221V182L214 183L216 185H214L212 180H211L212 174H213L212 173V168H213ZM147 164L148 165L150 164V165L148 166ZM145 165H146V167H144ZM18 166H20V167H18ZM141 166L139 168H142ZM158 166H160V167H158ZM216 166H218V167H216ZM95 167H89V169L85 173H87V175L88 174L94 175L93 173H95V172L97 173V171H94V170H98V173L101 174L102 171H103V168L101 170V169H98V168H95ZM92 169L94 171V172L92 171L93 173L90 172ZM119 169H120V171H119ZM117 170H118L119 174L117 172H115ZM146 170L147 171L149 170V171L147 172ZM185 171H187V172H185ZM221 172H223V173L221 174ZM120 173H121V175H120ZM131 174H132V176L129 177V175H131ZM134 174L136 175V177H135ZM160 174H161V177H163V178H159ZM0 175H1L0 176L1 177L0 178L1 186H5L6 184L7 185L11 184V182L14 179L15 180L19 179L18 178L19 176H14L12 174H9V175H5L4 174V175H2V173H0ZM119 175H120V177L122 179L119 178ZM150 175L152 177L149 179L151 181H149V183H148V182L145 181L144 177H148V176L150 177ZM123 176L126 177V179ZM114 177L117 180L114 179ZM157 177H158V179H157ZM223 178H221V179H223ZM163 179L167 180V181L164 182ZM122 180H124V181L127 180L128 181V185H127V181L126 182H124V181L121 182ZM111 182H112L113 185H111ZM116 182H120L122 187L120 188V183H118L119 184V186H118V184ZM223 182H224V184H223ZM141 183H142V185H141ZM145 183H147V184H145ZM167 183H168V185H167ZM95 184H93V185L96 188ZM109 184H110V186H109ZM221 184H222V186H221ZM146 185L147 186H155V187L158 186L159 187V188L157 187V189L152 188V189H155L154 191H155L156 194L160 193L159 196L155 197V199L158 198V199H156V201H154L155 199L153 198L156 194L152 195V194H154V192L151 191L149 188H147ZM217 185H219L220 187H218ZM141 186H143V187L141 188ZM167 186H170V187H167ZM127 187H129L131 191ZM211 187H212V190H211ZM168 188H169L170 192L168 191ZM219 188H221V189L219 190ZM141 189H144V191L146 189L145 192L143 191L144 195H143ZM121 190H123V191H121ZM128 190H129V192H127ZM213 190L215 192L212 193ZM200 191H201V198L199 199L198 194H200L199 193ZM218 191H221V192H219V194H218ZM125 192H126V194H124ZM20 193L25 195V196H27V195L34 196L35 194H37L35 196H39L40 195V190H34L32 188L31 189L27 188L24 192H20ZM31 193H33V195ZM121 193H123L124 195H122ZM146 193H148V194L146 195ZM131 194L134 195V196L133 197L129 196ZM141 195H143V196H141ZM134 197H136V198H134ZM107 198H108V196L106 195V198H104L103 200H106ZM152 198H153V202H152ZM159 199H160V201H159ZM198 201H199V204H200L199 207H198V210H197V212L192 214L191 213L192 211L189 212V210H193L196 202H198ZM225 201H227L228 203L225 202ZM130 202H131V204H130ZM157 202H158V205L160 204V206H157ZM179 202H181V203H179ZM150 203H152L151 205H153L154 207H152L150 205ZM182 203H185V204L183 205ZM2 204L4 205L5 203H2ZM180 204H182V205H180ZM105 205H107V202L104 201V204L102 205V207H104ZM178 206H179V208H178ZM180 206H181V208H180ZM184 206H185V208H184ZM151 207H152V209H151ZM241 207L245 208V209L248 208V207H244L243 205H240L239 206L240 210H241ZM208 210H209V212H208ZM32 211H33V209H32ZM10 213H12V212H10ZM113 213H116V211H114ZM110 214L112 215V212H110ZM245 215H246V217L247 216H249L251 218L254 217V214L249 212V210L247 211V214H245ZM162 216H164V217H162ZM169 218H171V219H169ZM170 222H172V223H170ZM38 223L40 224V226H46V223H44V221H38ZM179 223H180V225H178ZM187 223H189V224H187ZM256 223L255 224L261 229V231L264 232V227L259 225L258 222H256ZM198 224H200V225H198ZM201 224H203V225H201ZM181 225H182L183 228L181 227ZM170 226H171V228H169ZM190 226H191V229H189ZM192 226H194V227H192ZM195 226H196V228H195ZM198 226H200V227H198ZM204 226H205V228H204ZM180 228H182V229L180 230ZM143 229H144V232H143ZM5 230H7V229H5ZM5 230H2L0 232V237H1V239H0V243H1L0 244V260L1 259H2L1 261L4 260L3 261L4 264H7V263L8 264H29V256L26 257V255L30 254L28 246H30L31 243H32L31 239H29L28 237H26L24 235L22 236L21 235L22 233H21V234H16V237L17 236H19V237H17L18 240L16 239L17 241H15L16 237H11L9 235L7 236V234L3 233V231H5ZM146 230H148V231L152 230V231H151V233L150 232L148 233ZM8 231L11 234L14 233V232L20 233L19 231H16L13 228H10V230L8 229ZM155 231H156V233H155ZM167 231H169V232H167ZM164 232H167V234L164 233ZM206 232H207V234H205ZM147 233H148V235H147ZM3 234H4L5 237L3 236ZM201 234L204 236V238H203L204 241H202L203 239H201V240L199 239V238L203 237ZM192 235L195 238H193ZM140 237L146 238L145 239L146 241L144 240V238L141 239ZM197 237H199V238H197ZM2 238H3V240H2ZM46 239H47L46 236H43V237L40 236V238L38 237V242L40 244V250H41L39 252V253H41V254H39V258H40L39 259V264H42V263H44V264L48 263L49 264L48 260H46V258L43 257V254L45 255L46 252H48L45 249V244L47 243ZM106 240H108V238ZM208 240H210V241H208ZM238 240H239V237H238ZM149 241H151L152 243H150ZM41 242H43V243H41ZM110 242L112 243V241H110ZM162 242H163V245H162ZM204 242H205V244H203ZM42 244H44V247L42 246ZM160 244H161V247H160ZM201 244H203L202 247H201ZM193 245L196 246L197 248L195 249V247ZM186 246L190 247V248L194 247L195 250L192 249V248L190 250V248H189V251L187 252L188 248ZM203 246H205V247H203ZM20 247H22V248H20ZM25 247H28V249L25 248ZM134 247L137 248V249L135 250ZM114 248L117 249L116 252L118 253V255H117V253L115 254V249ZM21 249L22 250L24 249V251H23L24 253L22 252ZM126 249H127V251H126ZM100 250H103V251L100 252ZM109 250H114V252H112V251L109 252ZM123 250H125V251H123ZM128 250L129 251L131 250V252H129ZM50 252L52 253V251H49V254H51ZM199 252H200V249L196 250V253H199ZM112 253H114V256H113ZM119 253H121V254L124 253V254H122L123 255L122 256ZM14 254L17 256V258H16V256ZM102 254H104L106 256H104ZM11 255L14 256V257H12ZM117 257H119V259ZM10 258H11V260H10ZM126 259H128V260H126ZM7 260H8V262H7ZM109 260H110V262H109Z\"/></svg>","mask_w":264,"mask_h":264},{"label":"built area","instance_id":"2783aa9c","mask_svg":"<svg viewBox=\"0 0 264 264\" xmlns=\"http://www.w3.org/2000/svg\"><path fill=\"white\" fill-rule=\"evenodd\" d=\"M246 29L239 24L226 27L227 46L223 65L226 70L234 69L239 58L241 41ZM261 94H238L228 99L227 106L233 118V130L237 136L255 133L264 123V71H261ZM239 217L224 219L214 241L208 247L206 264H238L235 244L238 240Z\"/></svg>","mask_w":264,"mask_h":264},{"label":"crops","instance_id":"0c3cea01","mask_svg":"<svg viewBox=\"0 0 264 264\" xmlns=\"http://www.w3.org/2000/svg\"><path fill=\"white\" fill-rule=\"evenodd\" d=\"M252 33L253 32L250 29H248L246 31L245 37L241 41L239 51L242 50V51H244L245 54H249V55H252L255 53L254 56H256L258 54V50H259L258 41H257V26L255 29V36H256L255 38L252 37V35H253ZM261 50H262L263 62H264V31H263V44H262ZM249 68H251V67H249Z\"/></svg>","mask_w":264,"mask_h":264}]
</instances>
